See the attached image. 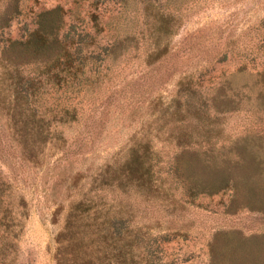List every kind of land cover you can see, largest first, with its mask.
<instances>
[{
  "label": "rangeland",
  "instance_id": "rangeland-1",
  "mask_svg": "<svg viewBox=\"0 0 264 264\" xmlns=\"http://www.w3.org/2000/svg\"><path fill=\"white\" fill-rule=\"evenodd\" d=\"M87 1L21 0L10 35L17 37L29 28L32 13L40 8L61 5L71 18L76 12L85 13ZM162 1L179 16L165 59L158 67L144 66L142 47L134 49L129 42L101 80L85 91L70 93L78 120L57 128L65 141L50 140L40 165L18 158L8 138L6 117L0 116V174L11 186L5 201L18 212L15 200L20 195L26 212L7 228V237L16 234L15 245L1 264H56L55 237L69 204L87 193L90 178L99 168L124 159L132 136L139 131L146 110L130 109L142 99L137 91L140 76L163 75L164 87L155 95L165 98L183 73L199 77L208 93L220 85L217 95L231 101L221 124L225 140L207 162L225 164L242 154L241 163L251 162L248 173L236 169L239 184L235 189L228 186L192 197L186 196L176 180L169 187L162 183L168 200L138 201L131 193L125 196L115 191L101 192L100 199L131 201L133 223L146 226L160 238L155 252L159 264H264V0ZM97 5L106 20V16L116 19L119 32L130 35L138 27L145 29L132 0L105 9ZM110 33L117 30L111 27ZM132 89L134 101L129 97ZM107 90L114 99L106 105L102 97ZM164 152L160 151L161 159ZM183 158L193 161L190 153ZM73 175L79 177L75 183Z\"/></svg>",
  "mask_w": 264,
  "mask_h": 264
},
{
  "label": "trees",
  "instance_id": "trees-1",
  "mask_svg": "<svg viewBox=\"0 0 264 264\" xmlns=\"http://www.w3.org/2000/svg\"><path fill=\"white\" fill-rule=\"evenodd\" d=\"M120 1L88 0L85 13L76 12L71 18L61 5L40 8L32 13L29 28L13 37L10 26L20 13L21 0H0V116L6 117L8 138L20 160L40 165L50 140L65 141L57 128L79 117L70 93L85 91L101 80L129 42L134 49L142 47L144 66L158 67L165 59L179 16L162 0H132L145 29L138 27L128 35L118 31L112 16L102 17L97 7L110 8ZM111 27L116 34L110 33ZM163 78L161 74L140 76L137 91L142 99L130 109L146 110L139 131L132 136L124 159L99 168L90 178L87 193L69 204L55 237L56 264H159L155 252L160 238L133 223L131 201L100 199L101 192L131 193L138 201L168 200L162 183L169 187L179 180L186 196L192 197L228 186L235 189L239 184L236 169L248 173L251 162L241 163L238 150L241 155L233 162H207L225 140L222 118L231 110V101L215 92L221 86L208 93L199 77L183 73L164 98L155 95L164 87ZM107 91L102 97L106 105L114 99ZM134 95L132 89L131 100ZM162 149L164 159L159 156ZM185 153L193 155L192 162L183 158ZM78 179L73 175L71 181ZM10 190V182L0 174V264L15 245L16 234L7 237V228L26 215L20 195L15 200L18 212L5 201Z\"/></svg>",
  "mask_w": 264,
  "mask_h": 264
}]
</instances>
